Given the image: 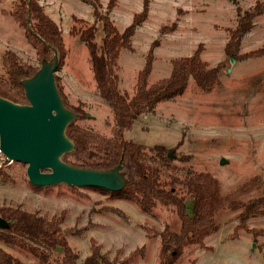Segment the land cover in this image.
<instances>
[{
    "label": "rangeland",
    "instance_id": "1",
    "mask_svg": "<svg viewBox=\"0 0 264 264\" xmlns=\"http://www.w3.org/2000/svg\"><path fill=\"white\" fill-rule=\"evenodd\" d=\"M37 1L62 32L66 57L54 76L67 102L64 108L72 113L71 121L92 138L90 155H84V159H97L96 155H101L100 139L112 137L113 113L97 92L86 47L70 34V28L73 17L95 23L96 41L100 43L101 24L94 22L91 5L80 0ZM116 1L109 17L122 32L141 12L143 0ZM99 2L105 13L108 0ZM256 3L264 4V0H148L147 19L136 28L131 49L120 53L118 88L127 97L134 94L138 71L152 45L154 62L149 84L170 74L173 59L190 56L198 47L208 66L222 63L228 69L219 84L206 92L189 80L182 94L158 103L153 112L140 115L124 131L127 140L165 148L163 158H169L164 161L156 152L146 154L147 163L159 168L163 188L185 195L179 181L192 173L208 174L220 183L225 205L217 215L218 231L202 245L185 248L175 264H264V216L247 222L248 228L261 231L255 237L236 230L240 209L228 206L230 201L245 203L264 196V55L232 57L230 62L224 52L229 32L237 22V10H247ZM14 4L15 0H0V87L9 90L2 65L5 52H13L37 71L53 63L38 61L24 30L11 16ZM262 48L264 14L255 18L252 29L242 37L238 55ZM74 107L83 110L82 118L74 115ZM70 159L78 161L74 156ZM26 167L18 162L0 167V207H20L47 219L62 215L61 229L79 262L89 254L93 239L111 260L120 262L136 250L125 264H159L158 232L165 226L179 229L172 207L157 205L143 212L137 199L111 198L95 188L62 183L35 188L28 182ZM117 177L119 183L125 182L122 174ZM187 209L191 214L190 201ZM0 248L22 264H37L26 251L2 241ZM61 259V249H55L48 264H61Z\"/></svg>",
    "mask_w": 264,
    "mask_h": 264
},
{
    "label": "trees",
    "instance_id": "2",
    "mask_svg": "<svg viewBox=\"0 0 264 264\" xmlns=\"http://www.w3.org/2000/svg\"><path fill=\"white\" fill-rule=\"evenodd\" d=\"M91 5L94 22L101 24L102 38L97 43L95 23L73 17L70 34L77 37L86 47L89 55L90 68L100 98L106 102L113 113L114 127L111 139H100L97 159L88 161L84 155L92 142L91 136L70 121L65 128V136L72 142L70 152L61 156L64 163L82 169L111 171L119 167V174L125 182L118 190L108 191L99 189L111 198L137 199L139 208L149 212L157 205L172 207L179 220V229L172 230L165 226L158 232L160 238L159 264H175L183 250L189 246L202 245L204 240L219 229L217 215L224 207L220 183L208 174H190L179 181L185 190L181 195L173 189H165L159 183L160 170L147 163V151L156 152L164 161L166 150L163 146L147 147L127 140L124 131L129 130L138 117L154 111L155 106L163 101L172 100L182 94L192 80L201 91H209L217 86L226 70L222 63L210 67L200 57L198 47L192 55L178 57L171 61L170 74L154 83L149 84V76L153 70L152 45L146 54L143 67L138 71L135 91L131 97L122 94L118 88L117 66L120 53L131 49V38L135 30L148 16V0H143L140 13L136 14L130 25L120 32L109 17L110 11L116 6V0H108L106 12H101L99 0H80ZM238 18L235 27L229 32L228 41L224 47L225 55L230 58L245 59L264 55V48L252 51L246 55H238L242 37L247 34L254 24L255 18L264 14V4L256 3L247 10H237ZM13 20L24 30L27 42L34 48L38 61L56 59V71L62 69L66 50L62 32L57 24L46 14L43 6L37 0H15L11 11ZM76 24H80L79 27ZM3 68L11 89L0 87V97L15 104H27L23 82L31 78L37 69L23 63L13 52L4 54ZM55 85L64 107L67 102L63 91L54 76ZM75 116L82 118L80 107L72 109ZM173 152V151H170ZM71 156L78 158L74 162ZM35 187V186H34ZM41 188V187H35ZM187 201L191 203V214L187 209ZM228 206L240 209L236 216V230L242 229L257 236L261 231L248 228L247 222L252 218L264 216V196L249 200L245 203L230 201ZM0 219L4 225L0 227V241L26 251L37 259V264H48L50 254L55 249H61V264H125L136 254L130 253L120 262L111 260L101 252L100 245L90 239V252L79 262V256L68 244L61 229L63 217L47 219L36 213L22 210L20 207L1 206ZM0 264H22L20 260L0 248Z\"/></svg>",
    "mask_w": 264,
    "mask_h": 264
},
{
    "label": "water",
    "instance_id": "3",
    "mask_svg": "<svg viewBox=\"0 0 264 264\" xmlns=\"http://www.w3.org/2000/svg\"><path fill=\"white\" fill-rule=\"evenodd\" d=\"M52 62L50 68L37 71L23 82L27 104H15L0 97V152L8 160L27 165L28 182L35 187L62 183L108 191L120 189L124 182H118L119 167L103 172L76 168L61 161V156L73 147L65 136L73 115L64 108L57 92L56 59ZM3 225L0 219V227Z\"/></svg>",
    "mask_w": 264,
    "mask_h": 264
},
{
    "label": "built area",
    "instance_id": "4",
    "mask_svg": "<svg viewBox=\"0 0 264 264\" xmlns=\"http://www.w3.org/2000/svg\"><path fill=\"white\" fill-rule=\"evenodd\" d=\"M13 163L12 160H8L1 152H0V167L5 165H11Z\"/></svg>",
    "mask_w": 264,
    "mask_h": 264
}]
</instances>
